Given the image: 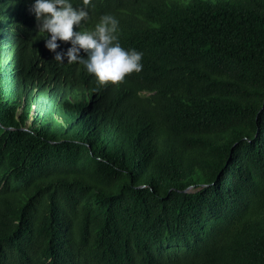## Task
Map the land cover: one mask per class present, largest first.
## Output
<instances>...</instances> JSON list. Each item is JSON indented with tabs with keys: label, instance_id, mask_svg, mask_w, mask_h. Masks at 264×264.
Segmentation results:
<instances>
[{
	"label": "trees",
	"instance_id": "1",
	"mask_svg": "<svg viewBox=\"0 0 264 264\" xmlns=\"http://www.w3.org/2000/svg\"><path fill=\"white\" fill-rule=\"evenodd\" d=\"M71 2L143 67L100 84L0 0V264H264V0Z\"/></svg>",
	"mask_w": 264,
	"mask_h": 264
},
{
	"label": "clouds",
	"instance_id": "2",
	"mask_svg": "<svg viewBox=\"0 0 264 264\" xmlns=\"http://www.w3.org/2000/svg\"><path fill=\"white\" fill-rule=\"evenodd\" d=\"M83 3L88 5L89 0ZM29 11L55 61L82 63L100 84L116 83L127 74L142 70L143 53L121 46L118 20L113 15L102 14L91 30L74 31V25L79 29L81 22L87 20L88 12L85 7L74 6L71 0H31ZM58 41L67 42L68 46L61 49Z\"/></svg>",
	"mask_w": 264,
	"mask_h": 264
}]
</instances>
